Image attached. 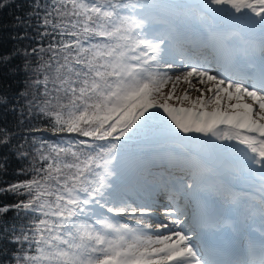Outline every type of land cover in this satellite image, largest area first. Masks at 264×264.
<instances>
[{"label": "snow or ice", "instance_id": "1", "mask_svg": "<svg viewBox=\"0 0 264 264\" xmlns=\"http://www.w3.org/2000/svg\"><path fill=\"white\" fill-rule=\"evenodd\" d=\"M34 15L46 43L16 52L20 95L43 125L30 131L57 139L17 145L26 178L0 179V264H264V0H50Z\"/></svg>", "mask_w": 264, "mask_h": 264}, {"label": "trees", "instance_id": "2", "mask_svg": "<svg viewBox=\"0 0 264 264\" xmlns=\"http://www.w3.org/2000/svg\"><path fill=\"white\" fill-rule=\"evenodd\" d=\"M40 5L36 9V4ZM50 0H0V56L12 54L13 58L7 66L0 64V94H6L7 103L0 104V129H6L11 134V143L8 147L0 146V159L7 157V172L0 173V179L23 180L26 177L19 175L21 168L28 166L27 159H19L16 146L27 148L35 136L39 139H57L50 132H32L31 128L43 127L40 121L27 116L25 110L27 101L20 95L25 90L27 74L24 70V58L16 55L24 49L37 47L46 43L38 36V20L34 15L39 10L43 15V6ZM19 17V21L17 20ZM42 30V29H41ZM0 202H5L0 197ZM13 214L9 213V217ZM12 246H9V250ZM4 259L3 242H0V260Z\"/></svg>", "mask_w": 264, "mask_h": 264}, {"label": "bare ground", "instance_id": "3", "mask_svg": "<svg viewBox=\"0 0 264 264\" xmlns=\"http://www.w3.org/2000/svg\"><path fill=\"white\" fill-rule=\"evenodd\" d=\"M186 86V85H183V87ZM187 87V86H186ZM155 209H156V215L159 216L162 220H163V214H162V211H163V208H164V205L162 204H159V205H154ZM164 222H168V221H164ZM161 232H164V230H160ZM166 234V233H165Z\"/></svg>", "mask_w": 264, "mask_h": 264}, {"label": "rangeland", "instance_id": "4", "mask_svg": "<svg viewBox=\"0 0 264 264\" xmlns=\"http://www.w3.org/2000/svg\"><path fill=\"white\" fill-rule=\"evenodd\" d=\"M183 85H184V84H180V85H178V87H177V94H178V95L182 93V91L184 90V88H186V86L183 87ZM197 87H201V86H200V85H197ZM166 91H167V89H166ZM190 94H191L193 97H195V96L197 95V93H196L194 90H190ZM133 194H135V193H133ZM122 222H124V221H122ZM158 222H159V221H158Z\"/></svg>", "mask_w": 264, "mask_h": 264}]
</instances>
